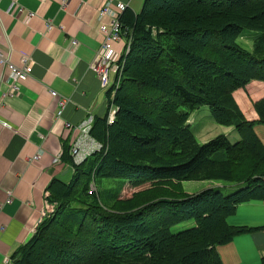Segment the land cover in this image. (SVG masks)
Returning <instances> with one entry per match:
<instances>
[{"label": "trees", "instance_id": "16d2710c", "mask_svg": "<svg viewBox=\"0 0 264 264\" xmlns=\"http://www.w3.org/2000/svg\"><path fill=\"white\" fill-rule=\"evenodd\" d=\"M121 21L132 41L111 99L114 121L93 123L102 148L73 164L69 182H49L53 211L13 264H223L218 245L264 227L227 222L239 204L264 203V144L254 130L264 124V96L253 101L257 120L233 96L264 81V57L237 42L244 29L264 32V0H143ZM202 105L237 140L218 134L198 143L188 119ZM101 178L124 181L113 194L90 192ZM201 180L228 186L181 187ZM186 220L194 225L171 232Z\"/></svg>", "mask_w": 264, "mask_h": 264}, {"label": "crops", "instance_id": "0c3cea01", "mask_svg": "<svg viewBox=\"0 0 264 264\" xmlns=\"http://www.w3.org/2000/svg\"><path fill=\"white\" fill-rule=\"evenodd\" d=\"M105 1L0 0V50L13 63L28 57L32 64L31 74L18 92L0 99V264H5V257L13 264L15 253L40 222L41 209L51 205L46 200L49 182L72 179L70 149L80 135L75 126L91 118L92 127L108 115L111 99L89 66L100 44L99 23L109 21V17H98V8ZM119 1L127 3L126 9L134 14L143 0ZM71 38L77 41L72 51ZM7 83V71L0 66L4 90ZM51 90L69 99L59 116ZM233 96L245 117L257 120L253 101L264 96V81L251 80ZM3 121L11 128L3 126ZM254 130L264 144V124L255 123ZM36 153L41 155L34 160ZM223 184L228 186L215 183ZM8 191L12 195L6 202ZM227 222L264 226V203L239 204ZM217 251L223 264H257L264 256V227L235 236L218 245Z\"/></svg>", "mask_w": 264, "mask_h": 264}, {"label": "built area", "instance_id": "2783aa9c", "mask_svg": "<svg viewBox=\"0 0 264 264\" xmlns=\"http://www.w3.org/2000/svg\"><path fill=\"white\" fill-rule=\"evenodd\" d=\"M128 4L123 1L106 0L105 3L98 8V17L101 20L103 17H109V21L101 20L98 26L100 35V44L95 52L90 68L96 74L99 81V86L102 90L111 89L110 99L113 98L115 89L118 87L122 78V69L125 63V56L128 53L132 41L130 30L124 27L121 21L122 13L126 10ZM32 15V13H29ZM77 45L74 38L70 40V51ZM0 66L7 71L8 83L6 89L0 84V99L4 100L9 96H13L20 89V85L31 74L32 64L28 57H24L20 64L13 63L9 56L0 50ZM51 96L56 100L58 107L57 116L62 112V109L69 101L64 97H60L55 91H50ZM117 107L110 102L109 112L107 115V123H112L115 118ZM91 118L76 125L80 135L73 141L70 149L72 163L78 165L82 163L90 154L102 148V144L96 141L90 134ZM2 125L11 128L6 122ZM67 127H72L70 123H65ZM40 153L32 156V159L40 158ZM90 192L95 191L94 183H90ZM6 202L11 200L12 191H8ZM53 211L52 205H47L41 209V221L47 214ZM5 264H11L12 260L9 257L3 259Z\"/></svg>", "mask_w": 264, "mask_h": 264}, {"label": "rangeland", "instance_id": "374dc122", "mask_svg": "<svg viewBox=\"0 0 264 264\" xmlns=\"http://www.w3.org/2000/svg\"><path fill=\"white\" fill-rule=\"evenodd\" d=\"M261 37L263 38L260 40ZM237 42L250 51L255 49L256 51L254 52V54L256 57H264V32H260L258 30L244 29L241 32V35L238 37ZM254 43L255 45L253 46ZM188 120V122H191V130L194 133L196 140L200 144L210 140L218 134L226 135L231 142H234L235 137H237V132H235L232 126H224L216 123L210 114L209 108L205 105H202L192 111ZM228 127H230L231 129L230 132L228 131ZM123 181L124 180L121 178H101L96 182L95 187L100 192V194L104 196L106 194H113L114 192L119 190L123 185ZM219 182L220 181L216 180L183 181L181 182V187L184 191L188 193H195L203 190L204 188L216 186L215 183ZM219 189L224 194H228L236 190L231 189V187ZM107 202H110L109 199H107ZM193 225V220H186L173 225L171 227V232L176 233L186 228L192 227Z\"/></svg>", "mask_w": 264, "mask_h": 264}]
</instances>
